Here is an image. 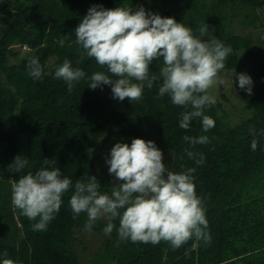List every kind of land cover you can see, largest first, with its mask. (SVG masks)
Here are the masks:
<instances>
[{"label": "trees", "instance_id": "obj_1", "mask_svg": "<svg viewBox=\"0 0 264 264\" xmlns=\"http://www.w3.org/2000/svg\"><path fill=\"white\" fill-rule=\"evenodd\" d=\"M121 4L174 17L197 36L198 27L208 24L210 30L202 39L215 38L233 49L224 69L248 65L260 81L252 96L243 93L245 115L233 122L218 102L205 108L215 121L213 128L204 132L197 118L185 130L179 123L186 109L167 96L157 98L155 85L145 87L142 100L134 102L114 99L109 85L88 88L90 75L106 69L74 43V29L93 5ZM263 5L264 0H0V264L5 258L14 264H83L76 252L75 232L84 230L87 215L74 218L69 200L76 181L91 175L97 177L102 192L119 184L99 173L90 149L103 150L109 142L125 138L152 140L158 148L172 151L173 172L195 169L192 175L211 242L201 241L194 248L195 241L190 240L173 250L164 241L157 245L120 241L119 220L113 221L116 228L106 235L105 218L92 229L104 232L90 259L93 264H264V24L257 12ZM234 20L250 29L237 32ZM61 39L63 47L58 43ZM31 58H38L43 66L42 80L28 74ZM66 59L86 72L71 92L67 82L54 77ZM159 63L153 61L150 70L159 71ZM252 127L258 140L255 151ZM99 130L106 134L93 140L91 133ZM186 135H206L209 143L192 146L184 141ZM187 151L203 154L204 162L196 164ZM17 155L29 160L21 173L8 167ZM46 158L53 163L44 165ZM41 167L59 168L72 186L46 230L34 231L36 221L13 207L11 185L20 175L34 174Z\"/></svg>", "mask_w": 264, "mask_h": 264}, {"label": "clouds", "instance_id": "obj_2", "mask_svg": "<svg viewBox=\"0 0 264 264\" xmlns=\"http://www.w3.org/2000/svg\"><path fill=\"white\" fill-rule=\"evenodd\" d=\"M209 30L208 24H204L197 29L199 36L194 35L191 27L174 17L149 13L143 6L93 5L74 29V43L101 69H106L90 75L88 88L95 90L109 85L114 99L134 102L142 100L145 87L152 89L155 85L157 98L167 96L172 104L186 109L181 113L180 128L188 130L192 121L200 118L202 130L208 132L215 121L205 114V108L216 103L209 89L227 86L220 73L233 52L231 46L218 39H202ZM58 43L63 47L65 40ZM155 60L160 61L157 72L150 70ZM27 67L34 80H42L44 68L38 58H31ZM85 76L83 68H74L67 59L54 73L56 79L67 82L69 92ZM238 84L252 94L253 80L249 75L239 73ZM249 131L253 136L251 148L255 151L256 130L252 127ZM183 139L192 146L209 143L206 135H186ZM187 155L196 164L204 162L203 154L187 151ZM52 163L47 158L43 161L44 165ZM106 163L110 166L109 173L122 183L112 185L110 192H102L97 177L91 175L86 181H76L69 200L74 218L86 213L85 231L91 232L98 220L106 218L104 232L110 235L116 228L113 221L118 219L120 241L153 245L164 241L173 250L190 240L195 241L194 248L201 241L211 242L209 222L192 175L194 168L170 171L155 141L143 138H134L130 145L116 143ZM28 164L27 157L17 155L8 166L9 171L21 173ZM71 186L72 180L62 176L59 168L41 167L34 174L20 175L11 185V203L23 216L36 221L32 224L34 231H43L60 211ZM2 264L14 261L5 258Z\"/></svg>", "mask_w": 264, "mask_h": 264}, {"label": "rangeland", "instance_id": "obj_3", "mask_svg": "<svg viewBox=\"0 0 264 264\" xmlns=\"http://www.w3.org/2000/svg\"><path fill=\"white\" fill-rule=\"evenodd\" d=\"M258 14L260 15V19L262 20L264 24V5L259 7L257 9ZM259 21H257V24ZM233 26H235L236 31L240 32L243 30V32H247L250 28H244L240 25L238 20L233 21ZM258 32H261L262 30H257ZM235 73L237 75H235ZM239 73H246L249 75L253 80L252 85V94L249 95L245 90H242L239 88L238 84V74ZM221 78L225 79L227 81V86L224 85H216L213 88L209 89L210 95H213L216 98V103L221 102L224 106V109L228 111V113L231 115V119L233 122L238 121L240 117L245 115V111L243 110L244 102H243V93L248 94L247 96H252L255 92V87L260 83L259 80H257L248 65L243 66L240 69H232V70H226L223 69L220 73ZM234 82V83H233ZM223 94L226 96V98L223 97ZM120 107V105H117ZM106 134L105 130H99L94 131L91 133V138L93 140H100L104 137ZM133 138H125L119 141H111L107 144L105 149L103 150H97V149H90L91 155L93 156L95 160L96 167L99 171V173L106 177H111V179L116 183H121V181L116 180V178L111 175L108 171V168L110 167L106 161L110 159V153L113 146L118 142L128 143L131 144ZM163 152V160L166 166H168L169 170L173 172L171 163H172V156L173 152L159 148ZM172 154V156L170 154ZM174 159V158H173ZM104 232L98 233L95 231L87 232L85 230H77L75 232L76 236V252H78L80 259L82 260L83 264H93V261L90 259L96 254V252L99 250L100 245L102 244L104 240ZM94 264H102L101 262H95Z\"/></svg>", "mask_w": 264, "mask_h": 264}]
</instances>
